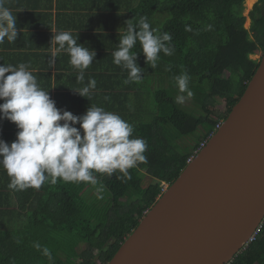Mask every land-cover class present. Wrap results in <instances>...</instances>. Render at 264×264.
<instances>
[{
	"label": "trees",
	"instance_id": "obj_1",
	"mask_svg": "<svg viewBox=\"0 0 264 264\" xmlns=\"http://www.w3.org/2000/svg\"><path fill=\"white\" fill-rule=\"evenodd\" d=\"M244 3L129 0V9L122 15L126 28L120 36L113 34L115 27L112 34L106 32L108 27L104 30L102 21L97 20V28H89L86 36L96 45L91 48L96 52V67L103 70L93 78L102 91L92 93L90 101L60 91L54 100L56 106L83 115L94 104L119 114L133 125V136L147 141V163L130 169L132 179L127 183L117 179L119 172L111 177L94 173L98 181L95 186L58 179L55 184L46 181L39 189L15 190L8 188L10 177L2 173L6 202L0 205V264H108L114 258L157 203L164 186L177 180L200 145L227 120L254 77L261 59L252 57L264 55V0H258L250 14V30L240 23ZM141 16L147 17L158 34H171L173 52H161L152 69L137 42L132 51L137 55L142 79L125 84L128 70L115 65L112 54L126 34L127 22L135 24ZM83 30H77L78 38L83 37ZM109 38L113 42L103 46ZM184 73L190 78L191 97L176 85L175 77ZM181 95L184 102L176 103ZM218 100L225 101L227 113L216 109ZM17 131L14 126L2 139L10 144ZM146 177L152 179L150 200L142 194ZM97 188L103 191L98 193ZM37 243L40 249L34 247ZM45 247L51 260L43 254ZM230 264H264V224Z\"/></svg>",
	"mask_w": 264,
	"mask_h": 264
},
{
	"label": "clouds",
	"instance_id": "obj_2",
	"mask_svg": "<svg viewBox=\"0 0 264 264\" xmlns=\"http://www.w3.org/2000/svg\"><path fill=\"white\" fill-rule=\"evenodd\" d=\"M127 24L126 34L112 54L113 63L128 70L125 84L142 79V69L132 51L137 42L152 69L156 68L161 52L165 55L173 52L171 34H158L159 30L151 27L147 17L141 16L135 24L129 21ZM16 25V15L5 6V0H0V44L5 38L9 42L17 40ZM77 40L78 36L74 37L71 31L57 32L51 44L58 47L52 51L48 63L54 66L58 54L66 52L70 65L79 70L77 81L83 82L84 71L93 63L96 52ZM29 68L26 63L0 64V120L6 119L18 129L16 139L10 144L0 139V167L10 177L8 188L39 189L46 181L55 184L58 179L95 186L98 181L94 173L111 177L119 172L118 180L130 181L129 170L138 163H147L148 149L144 138L133 136V125L119 114L94 104L83 115L58 108L49 89L39 85ZM189 79L187 73L175 77L179 91L191 97ZM95 88L96 80L90 78L86 86L72 90L90 101ZM184 99L183 95L177 96L175 102L183 103ZM102 191L97 188L98 193ZM34 247L40 249L41 245L37 243ZM43 254L52 259L48 248L43 249Z\"/></svg>",
	"mask_w": 264,
	"mask_h": 264
},
{
	"label": "water",
	"instance_id": "obj_3",
	"mask_svg": "<svg viewBox=\"0 0 264 264\" xmlns=\"http://www.w3.org/2000/svg\"><path fill=\"white\" fill-rule=\"evenodd\" d=\"M264 224V55L221 128L108 264H230Z\"/></svg>",
	"mask_w": 264,
	"mask_h": 264
},
{
	"label": "crops",
	"instance_id": "obj_4",
	"mask_svg": "<svg viewBox=\"0 0 264 264\" xmlns=\"http://www.w3.org/2000/svg\"><path fill=\"white\" fill-rule=\"evenodd\" d=\"M128 2L129 0H5V6L16 15L18 37L15 42H9L5 38L0 44V64L30 65L29 70L36 76L43 89H49L53 100L60 91L76 94L72 89L86 86L90 78L103 70L98 69L100 66L96 67L97 64L93 61L84 71V81L79 82L76 79L79 70L70 65V57L66 52L59 53L55 65L50 67L48 60L52 51L58 47L55 43L51 44L54 35L67 30L75 37L77 30L82 32L84 29L83 37H79L77 42L91 50L96 45L89 42L90 38L86 36L89 28H97V20L102 21L105 23L104 30L108 27L109 31L106 32L112 34L111 30L115 27L113 34L120 36L126 28L122 15L129 9ZM112 39H107L106 44L102 45H110ZM97 86L100 87L99 90ZM98 91H102L101 84L96 82L92 93ZM59 100L61 102L62 98ZM14 126V123L6 119L0 120V139L2 135L12 132ZM5 172L6 170L0 167V205L2 201L6 202V197H2L1 188V174Z\"/></svg>",
	"mask_w": 264,
	"mask_h": 264
},
{
	"label": "rangeland",
	"instance_id": "obj_5",
	"mask_svg": "<svg viewBox=\"0 0 264 264\" xmlns=\"http://www.w3.org/2000/svg\"><path fill=\"white\" fill-rule=\"evenodd\" d=\"M258 3V0H245V3L243 4V6L240 9V15L242 16V22H240L247 30H250L252 27V20L250 17L251 12L254 9V6ZM262 58V55H255L252 57L253 60L256 61H260V59ZM216 109L219 112H225L226 111V103L223 100H218L217 104H216ZM228 112V110L226 111V113ZM152 182V179L150 177H146L145 178V182H144V189L142 194L144 195V197L147 200H150L152 198V193L150 192L148 186L149 184ZM167 186V185H165ZM164 186V187H165ZM105 197L106 198H110V194L108 192H105ZM99 195H97L98 197Z\"/></svg>",
	"mask_w": 264,
	"mask_h": 264
},
{
	"label": "built area",
	"instance_id": "obj_6",
	"mask_svg": "<svg viewBox=\"0 0 264 264\" xmlns=\"http://www.w3.org/2000/svg\"><path fill=\"white\" fill-rule=\"evenodd\" d=\"M221 126H222V123L218 124L217 127H216V130L218 131V130L221 128ZM213 135H214V134H212V135L210 136V138H209L206 142H204V143H202V144L200 145V148L194 153V156L188 160V164H190V163L192 162V160L194 159V157L198 154V152L201 151V150L206 146V144L209 142V140L212 138ZM166 187H167V186L164 187L162 193L165 191ZM258 232H259V231H258ZM258 232H257V233H258ZM257 233L255 234V236L257 235ZM255 236L249 241V244L255 239Z\"/></svg>",
	"mask_w": 264,
	"mask_h": 264
}]
</instances>
